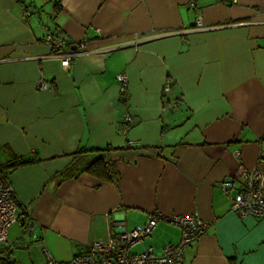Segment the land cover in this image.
Here are the masks:
<instances>
[{"label": "crops", "instance_id": "obj_1", "mask_svg": "<svg viewBox=\"0 0 264 264\" xmlns=\"http://www.w3.org/2000/svg\"><path fill=\"white\" fill-rule=\"evenodd\" d=\"M47 32L86 52L61 66ZM17 159L0 261H67L115 220L196 213L180 264H264V217L230 211L240 172H264V0H0V169ZM98 159L114 179L85 170ZM179 239L161 219L132 251Z\"/></svg>", "mask_w": 264, "mask_h": 264}, {"label": "built area", "instance_id": "obj_2", "mask_svg": "<svg viewBox=\"0 0 264 264\" xmlns=\"http://www.w3.org/2000/svg\"><path fill=\"white\" fill-rule=\"evenodd\" d=\"M27 14L25 12V15ZM195 28H206L200 16L196 18ZM43 40L52 50L51 56L59 60L63 67L69 66L73 58L86 52L84 39L69 42L47 32ZM116 79L120 85L121 95L125 96L128 84L126 74L119 73L116 75ZM36 84L40 89L50 86L41 78L37 80ZM170 88L171 82L167 81L163 86V92H169ZM123 119L122 131L126 132L132 118L129 114H125ZM231 188H233L232 182L225 181L221 184V189L225 194H229ZM13 194L7 173L0 169V245L8 242V228L19 219ZM230 211L239 217H264V172L260 168L253 167L240 172L235 193L231 196ZM161 219H166L179 227L180 239L178 243L168 244L159 251H154L151 246H148L139 252H133L132 248L149 237ZM112 225L114 231L108 232L104 237L91 240L87 243L86 249L67 261H56L47 254V264H180L183 260L184 249L203 236L208 227V223L196 213L166 216L153 213L144 224L135 226L131 230L122 228V220H115ZM31 228L32 223L30 222L27 229Z\"/></svg>", "mask_w": 264, "mask_h": 264}, {"label": "trees", "instance_id": "obj_3", "mask_svg": "<svg viewBox=\"0 0 264 264\" xmlns=\"http://www.w3.org/2000/svg\"><path fill=\"white\" fill-rule=\"evenodd\" d=\"M27 162L28 161H24L22 159H17L11 165L5 166V168H1V171L7 173L8 170L14 169L17 166L25 164ZM85 170L95 173V174L102 173L106 175L107 177L114 179V175L112 173V169L110 167L109 161L104 162L102 159H98L96 161L89 163L85 167ZM98 170H100V172ZM0 264H14V262L10 259H3L0 261Z\"/></svg>", "mask_w": 264, "mask_h": 264}, {"label": "water", "instance_id": "obj_4", "mask_svg": "<svg viewBox=\"0 0 264 264\" xmlns=\"http://www.w3.org/2000/svg\"><path fill=\"white\" fill-rule=\"evenodd\" d=\"M72 48H75L74 46H72ZM20 220H23V217L20 218Z\"/></svg>", "mask_w": 264, "mask_h": 264}]
</instances>
